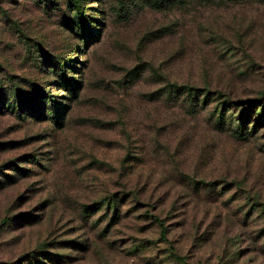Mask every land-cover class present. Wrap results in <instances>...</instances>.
I'll use <instances>...</instances> for the list:
<instances>
[{"label": "rangeland", "instance_id": "obj_1", "mask_svg": "<svg viewBox=\"0 0 264 264\" xmlns=\"http://www.w3.org/2000/svg\"><path fill=\"white\" fill-rule=\"evenodd\" d=\"M67 1L0 0V264H264V0Z\"/></svg>", "mask_w": 264, "mask_h": 264}, {"label": "trees", "instance_id": "obj_2", "mask_svg": "<svg viewBox=\"0 0 264 264\" xmlns=\"http://www.w3.org/2000/svg\"><path fill=\"white\" fill-rule=\"evenodd\" d=\"M67 3H68V6L71 7V10L74 11V15H73L72 19L70 20V22H68L69 27L71 25V26H75L76 28L80 27L82 29L83 28L82 25L86 24V21L84 19L85 16H83L84 14H83L82 10L80 9L78 2L75 3V1H73V0H68ZM56 66H57V64L55 65V68H53V73L55 74V76L58 77V83L60 84V88H62L63 90H66V91H71L72 88L74 87L72 79H70V77L64 76V73H62V68H57ZM191 90H192V88L188 89L189 92ZM209 95H211L210 92L205 93L204 98L206 99ZM43 100L48 102V109H47V113H45V114H48L49 115L48 117H51L55 121H57L58 114H59L58 113L59 108L57 106L58 105L57 101L52 99L50 94L43 96ZM239 101L244 102L243 100H239ZM245 102H247V104H249L248 106L251 107L253 114H255L254 110L256 109V107L254 105L259 106V108L257 107L258 110L256 112V117H259L261 119L256 120L255 122L257 124L262 123L264 121L262 119L264 117V100H261V98H259V99L258 98H249V99H246ZM236 103H239L238 100H225L224 102L221 103V109H224L225 107L226 108L232 107L233 104H236ZM42 114L44 115V111ZM218 116H221V112L218 114ZM153 219L161 224L160 219L155 218V217ZM163 235H164V229L161 228L160 236L163 237ZM174 258L177 260V262H179V264H185L183 257L174 254Z\"/></svg>", "mask_w": 264, "mask_h": 264}]
</instances>
